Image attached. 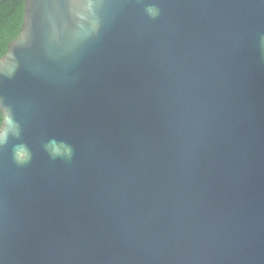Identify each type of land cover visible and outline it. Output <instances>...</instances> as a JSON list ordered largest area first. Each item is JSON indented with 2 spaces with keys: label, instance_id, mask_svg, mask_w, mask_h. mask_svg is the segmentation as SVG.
<instances>
[{
  "label": "water",
  "instance_id": "water-1",
  "mask_svg": "<svg viewBox=\"0 0 264 264\" xmlns=\"http://www.w3.org/2000/svg\"><path fill=\"white\" fill-rule=\"evenodd\" d=\"M0 108V264H264V0H25Z\"/></svg>",
  "mask_w": 264,
  "mask_h": 264
},
{
  "label": "trees",
  "instance_id": "trees-1",
  "mask_svg": "<svg viewBox=\"0 0 264 264\" xmlns=\"http://www.w3.org/2000/svg\"><path fill=\"white\" fill-rule=\"evenodd\" d=\"M25 0H0V58L18 37L24 21ZM5 118L0 108V129Z\"/></svg>",
  "mask_w": 264,
  "mask_h": 264
}]
</instances>
